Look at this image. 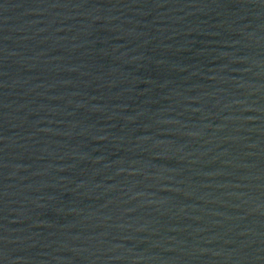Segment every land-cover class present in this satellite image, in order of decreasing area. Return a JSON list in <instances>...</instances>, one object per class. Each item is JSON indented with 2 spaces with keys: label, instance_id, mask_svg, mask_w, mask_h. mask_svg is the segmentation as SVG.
<instances>
[{
  "label": "water",
  "instance_id": "water-1",
  "mask_svg": "<svg viewBox=\"0 0 264 264\" xmlns=\"http://www.w3.org/2000/svg\"><path fill=\"white\" fill-rule=\"evenodd\" d=\"M0 264H264V0H0Z\"/></svg>",
  "mask_w": 264,
  "mask_h": 264
}]
</instances>
